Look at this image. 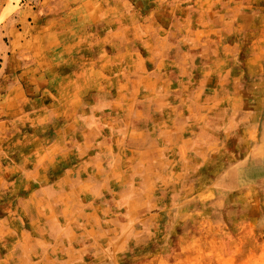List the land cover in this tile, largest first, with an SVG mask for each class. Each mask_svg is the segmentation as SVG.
<instances>
[{
  "label": "rangeland",
  "instance_id": "374dc122",
  "mask_svg": "<svg viewBox=\"0 0 264 264\" xmlns=\"http://www.w3.org/2000/svg\"><path fill=\"white\" fill-rule=\"evenodd\" d=\"M0 46V264H264V0H0Z\"/></svg>",
  "mask_w": 264,
  "mask_h": 264
},
{
  "label": "crops",
  "instance_id": "0c3cea01",
  "mask_svg": "<svg viewBox=\"0 0 264 264\" xmlns=\"http://www.w3.org/2000/svg\"><path fill=\"white\" fill-rule=\"evenodd\" d=\"M210 9H211V7H207L205 14L209 13L208 10H210ZM211 12H213L212 9H211ZM203 13H204V11H203ZM210 21L211 22L208 25L209 31L214 30L212 28V26L215 24V21H213V20H210ZM1 49H2V46H0V50ZM1 67L2 66H0V69H1ZM0 87H2V89L5 90V92L3 94V101H5L3 114H5L7 117H9L10 120H14L15 118L19 117V113H21V111L23 110L22 106H21V101L24 99L25 91H24L22 79H20L18 76H14V77H11L9 79L8 78H2L0 80ZM19 161L21 162V160L17 159V162H19ZM22 172L23 171L21 169V173Z\"/></svg>",
  "mask_w": 264,
  "mask_h": 264
}]
</instances>
